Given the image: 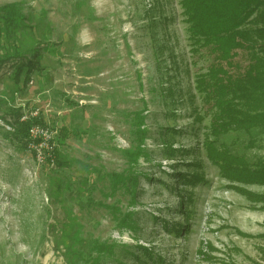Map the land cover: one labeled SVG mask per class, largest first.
Instances as JSON below:
<instances>
[{
    "label": "rangeland",
    "instance_id": "374dc122",
    "mask_svg": "<svg viewBox=\"0 0 264 264\" xmlns=\"http://www.w3.org/2000/svg\"><path fill=\"white\" fill-rule=\"evenodd\" d=\"M9 4L28 26L16 34L23 56L0 46V264H264V211L228 188L204 147L215 137L195 80L209 57L193 51L180 1ZM35 48L45 70L16 83ZM31 117L47 123L36 144L19 131ZM237 138L264 160V133L219 141ZM195 172L204 179L181 178Z\"/></svg>",
    "mask_w": 264,
    "mask_h": 264
},
{
    "label": "trees",
    "instance_id": "16d2710c",
    "mask_svg": "<svg viewBox=\"0 0 264 264\" xmlns=\"http://www.w3.org/2000/svg\"><path fill=\"white\" fill-rule=\"evenodd\" d=\"M179 1L188 23L191 44L195 46L193 51L204 50L209 57L206 72L197 75L195 80L196 89L205 96V105L211 116L210 130L215 137V140L206 138L204 141L207 156L228 181L229 189L254 204L253 209L264 211V193L246 187L264 184V160L251 161L244 154L246 149L233 148L239 144V138L230 144L219 141L230 132L264 133V0ZM25 26H28L26 17L14 5L0 7V46L6 47L8 56L24 55L16 34ZM40 59L38 48L31 56H24L15 65V82L19 83L25 76L24 85H27L34 72L44 71ZM18 114L22 116V112ZM196 118L199 121L204 119L199 114ZM19 124V131L28 141L41 142L40 136H31L30 129L34 126L45 128L46 121L31 117ZM66 136L62 137L63 141ZM55 156L61 166L62 162L65 164L66 161L60 159L58 148ZM181 178L192 184L204 179L197 172ZM116 180L114 186L121 180L124 182L121 177ZM189 196L187 198L191 200ZM182 214L188 222L189 211L182 209ZM183 230L179 223L177 232ZM95 248L99 252L105 251L102 245ZM147 254L152 257L151 253Z\"/></svg>",
    "mask_w": 264,
    "mask_h": 264
},
{
    "label": "built area",
    "instance_id": "2783aa9c",
    "mask_svg": "<svg viewBox=\"0 0 264 264\" xmlns=\"http://www.w3.org/2000/svg\"><path fill=\"white\" fill-rule=\"evenodd\" d=\"M30 132L34 136H36V135L42 136L44 134V132H46V131L43 128H41L40 126H34L30 129Z\"/></svg>",
    "mask_w": 264,
    "mask_h": 264
}]
</instances>
